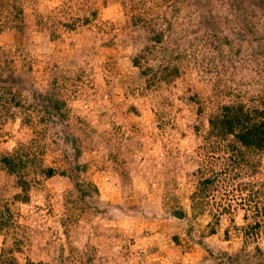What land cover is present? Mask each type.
<instances>
[{
	"label": "rangeland",
	"instance_id": "374dc122",
	"mask_svg": "<svg viewBox=\"0 0 264 264\" xmlns=\"http://www.w3.org/2000/svg\"><path fill=\"white\" fill-rule=\"evenodd\" d=\"M167 2L0 0V74L28 117L0 122V156L21 159L16 172L0 163L1 260L264 264V151L239 160L206 129L220 104L264 85V11L254 27L249 7ZM43 41L50 52L29 51ZM169 60L179 71L164 82Z\"/></svg>",
	"mask_w": 264,
	"mask_h": 264
},
{
	"label": "trees",
	"instance_id": "16d2710c",
	"mask_svg": "<svg viewBox=\"0 0 264 264\" xmlns=\"http://www.w3.org/2000/svg\"><path fill=\"white\" fill-rule=\"evenodd\" d=\"M164 1V0H161ZM166 1V0H165ZM178 0H168V4L170 7L175 5ZM227 2L232 10L243 9L245 12L248 11V7L250 10L249 16H251L248 20L251 26L255 25V19L258 20L259 16L264 11V0H206V2L210 5H220L222 2ZM244 2L248 3L247 5H243ZM141 7V6H140ZM140 7L138 10H140ZM242 7V8H241ZM247 7V10L244 8ZM94 11L91 13L93 14ZM20 9L14 10L15 19L18 20L14 27H17L19 31H22V24L19 21ZM132 18V19H131ZM132 24L146 27L148 25V21L146 17L140 16L139 14L131 15ZM226 18V16H224ZM89 18H85L84 21H88ZM251 26L249 30H251ZM255 27V26H254ZM38 32L43 30L42 28H37ZM151 32L148 38L152 41V43H159L162 38V30L150 28ZM183 27L181 28V30ZM213 32L211 31V34ZM253 34L255 37L258 36L259 39L264 38V30H254ZM52 32H50V36L52 37ZM224 41H228L227 38H223ZM49 41V40H48ZM192 41H190L191 43ZM189 43V44H190ZM195 44V42H192ZM153 44L147 47L145 46V50L153 49ZM49 43L43 41L38 44L31 43L29 47V51L34 55L38 53L46 54L50 52ZM177 57H180L179 53L174 54ZM143 57V54H138L131 58V64L133 67L138 68L137 74L147 75L148 83H155L157 79L156 74H154L152 68L146 66L143 67L140 63V59ZM5 64H8V59L6 57L0 58ZM143 67V68H142ZM26 68L29 69L28 64ZM178 66L174 64L171 60L167 61L164 65L158 68L157 73L159 74L160 80L164 82H169L174 79L175 76L178 75ZM149 74V75H148ZM134 75V74H133ZM136 76V75H135ZM15 77L12 75L2 76L0 74V122L6 120L7 118H13L14 115L20 117L24 110V104L22 98L20 96V92L18 88H14L9 82H15ZM246 103L243 100L231 101L227 103L220 104L218 110L208 116L206 119V129L209 135H213L216 137H220L222 139L226 137H230L227 142V148L229 150L235 151L237 155V159L245 160V157L255 155L259 152L264 151V85L260 86L255 94H252ZM50 106L57 108V105L51 104ZM49 111V110H48ZM52 110L50 109V113ZM28 117L21 116V119L27 122ZM4 122V121H3ZM245 156V157H244ZM0 163L4 167L7 172H16L21 163L20 156H15L13 154L10 155H1ZM214 176H208L201 179L198 182L199 191L208 187L209 184L212 183ZM23 183V182H20ZM25 183V182H24ZM264 185V182L262 183ZM0 264H18L13 256L6 257V259L1 260Z\"/></svg>",
	"mask_w": 264,
	"mask_h": 264
},
{
	"label": "water",
	"instance_id": "95a60500",
	"mask_svg": "<svg viewBox=\"0 0 264 264\" xmlns=\"http://www.w3.org/2000/svg\"><path fill=\"white\" fill-rule=\"evenodd\" d=\"M174 216H176V217H180L181 216V212L180 211H174Z\"/></svg>",
	"mask_w": 264,
	"mask_h": 264
}]
</instances>
